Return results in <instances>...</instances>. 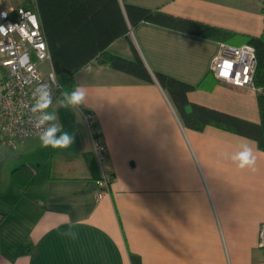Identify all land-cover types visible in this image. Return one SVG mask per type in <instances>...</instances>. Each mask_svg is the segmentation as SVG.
<instances>
[{
    "label": "crops",
    "instance_id": "1",
    "mask_svg": "<svg viewBox=\"0 0 264 264\" xmlns=\"http://www.w3.org/2000/svg\"><path fill=\"white\" fill-rule=\"evenodd\" d=\"M29 0H2L5 9ZM199 20L238 34L264 36V0H120ZM128 39L150 71L195 86L189 101L258 122L257 89L219 81L211 72L221 42L147 21ZM132 58L126 37L108 46ZM74 75L107 148L99 165L79 108L55 112L74 140L43 148L38 135L15 145L0 137V264H264V150L250 138L207 126H183L168 94L91 61ZM52 104V106H53ZM249 145L255 171L230 157ZM112 174L97 200L102 174ZM67 218V220H66ZM68 231L77 233L72 239Z\"/></svg>",
    "mask_w": 264,
    "mask_h": 264
},
{
    "label": "trees",
    "instance_id": "2",
    "mask_svg": "<svg viewBox=\"0 0 264 264\" xmlns=\"http://www.w3.org/2000/svg\"><path fill=\"white\" fill-rule=\"evenodd\" d=\"M45 36L53 72L64 91L75 88L74 75L91 61L105 64L143 82H157L168 94L184 127L202 131L214 126L254 140L264 150V36L238 34L234 31L120 0H29ZM140 21L151 22L185 33L231 42L250 44L255 49L254 85L259 121H250L188 100L187 93L195 86L158 71H150L128 39L130 27ZM126 37L133 57L112 53L108 46ZM241 45V44H240ZM99 135V133H98ZM109 174V173H108ZM112 177V174H109ZM132 264H141L140 257L130 253Z\"/></svg>",
    "mask_w": 264,
    "mask_h": 264
},
{
    "label": "built area",
    "instance_id": "3",
    "mask_svg": "<svg viewBox=\"0 0 264 264\" xmlns=\"http://www.w3.org/2000/svg\"><path fill=\"white\" fill-rule=\"evenodd\" d=\"M45 61L51 63L37 13L24 6L5 9L0 0V137L3 141L15 145V140L22 141L27 136L37 135V131H43L33 127L39 116L31 111L33 93L41 84L50 86L53 101L61 93L53 69L48 74L40 70ZM255 65L252 45L221 42L210 70L219 81L255 88ZM79 109L92 140L95 158L102 165L107 148L95 128V115L83 106ZM110 180V175L104 172L98 181L97 200L108 193ZM258 245L264 247V225L259 230Z\"/></svg>",
    "mask_w": 264,
    "mask_h": 264
},
{
    "label": "clouds",
    "instance_id": "4",
    "mask_svg": "<svg viewBox=\"0 0 264 264\" xmlns=\"http://www.w3.org/2000/svg\"><path fill=\"white\" fill-rule=\"evenodd\" d=\"M64 102L61 103L62 107L79 108L84 104L87 92L82 87H76L71 91H64L62 93ZM34 103L31 105L33 113H39L35 119L34 129L40 140V146L43 148L52 149H66L73 143L74 137L67 131H63L61 126L55 121L57 115L55 112H49L48 109L53 104L52 93L48 84L39 85L33 93ZM231 161L236 164L238 169H250L255 171L256 157L253 155V150L249 145H242L241 150L236 152L230 157ZM67 220V218H66ZM65 235L72 239L77 238V233L68 231Z\"/></svg>",
    "mask_w": 264,
    "mask_h": 264
},
{
    "label": "rangeland",
    "instance_id": "5",
    "mask_svg": "<svg viewBox=\"0 0 264 264\" xmlns=\"http://www.w3.org/2000/svg\"><path fill=\"white\" fill-rule=\"evenodd\" d=\"M4 1L6 2L7 0H4ZM40 70H41L44 74H48V72H49L50 70H52L51 63H50L49 61H45V62L41 63ZM0 76H1V71H0ZM58 102H59V100L57 99V100L55 101V103L53 104V106H51V108L54 107V105L57 104Z\"/></svg>",
    "mask_w": 264,
    "mask_h": 264
}]
</instances>
